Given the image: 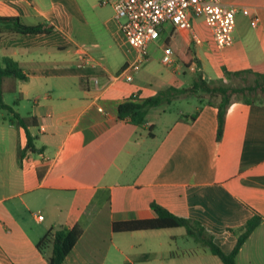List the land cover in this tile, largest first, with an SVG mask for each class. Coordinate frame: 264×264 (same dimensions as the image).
I'll use <instances>...</instances> for the list:
<instances>
[{"label": "crops", "instance_id": "1", "mask_svg": "<svg viewBox=\"0 0 264 264\" xmlns=\"http://www.w3.org/2000/svg\"><path fill=\"white\" fill-rule=\"evenodd\" d=\"M221 1L238 10L225 48L215 46L202 18H192L198 41L169 24L160 30L162 49H172L173 72L191 74L188 87L196 70L207 81L223 80L226 72L264 64V0ZM81 6L77 0H0L1 16L54 25L47 34L0 32V57H11L26 73L16 91L31 101L27 116L37 122L27 129L31 151L13 114L0 112V264H49L50 248L39 249L40 239L77 223L83 233L62 264H223L184 227L112 231L114 221L155 216L152 202L198 220L225 252L258 216L235 263L264 264V100H233L220 139L216 103H197L191 112L153 107L141 126L119 119L118 105L128 97L176 86L170 76L145 85L140 72L131 81L117 75L126 62L115 71L101 46L77 32L88 25ZM108 7L106 31L124 46ZM188 57L195 70L185 66Z\"/></svg>", "mask_w": 264, "mask_h": 264}, {"label": "trees", "instance_id": "2", "mask_svg": "<svg viewBox=\"0 0 264 264\" xmlns=\"http://www.w3.org/2000/svg\"><path fill=\"white\" fill-rule=\"evenodd\" d=\"M54 30V25L49 22H39L36 24L23 23L17 16H1L0 15V32L9 34H39L51 33ZM190 57L184 60L186 67L192 63ZM251 74L254 77V82L242 86H233L224 84L222 79L219 80H205L199 70L195 71L192 85L186 88L167 87L157 91L156 94L146 97L138 98L130 96L122 101L117 108V116L119 119H128L130 123L141 126L146 121V116L149 109L162 105H169L174 100L181 98L194 97L198 98L200 105L215 103L211 98L219 97L217 104V139L221 138L223 132V124L227 108L233 101L231 96L235 93H251L250 96H244L241 100L244 103L251 104L254 102H261L264 97L258 96L257 92L264 94V64L253 65L246 70L226 72V76L241 77L244 74ZM27 75L18 64L17 61L8 56L0 57V111L5 110L13 114L11 121L16 127H22L25 130L27 137V149L34 151L32 138L28 132L29 126L37 124L33 116H20L13 111L10 105H7L3 100L4 90H16V82L26 80ZM12 84L11 86H9ZM205 94L207 99H205ZM16 103V101H15ZM4 116V115H3ZM195 114L191 115L194 118ZM3 119H5L3 117ZM18 156H22V151L19 149ZM151 209L155 216L150 218H139L112 222L111 228L114 232L136 231L143 229H161L171 227H184L187 236L191 237L201 247L206 248L212 254L219 257L223 264H236V255L245 240L249 237L251 232L259 224L260 218L253 216L249 219L243 231L238 235L235 246L230 252H225L221 247L215 243L213 236L207 232L204 226L193 218L182 217L175 215L163 206L152 202ZM83 229L79 223L71 228H61L55 231H49L43 238L40 239L37 246L39 249L44 247L50 248L48 256L49 264H62L67 255L73 249L78 239L81 237Z\"/></svg>", "mask_w": 264, "mask_h": 264}, {"label": "built area", "instance_id": "3", "mask_svg": "<svg viewBox=\"0 0 264 264\" xmlns=\"http://www.w3.org/2000/svg\"><path fill=\"white\" fill-rule=\"evenodd\" d=\"M101 5L112 7V19L122 33L126 51L131 53L117 75L131 81L136 72L148 57V43L160 34L166 24L176 30L189 31L196 40L192 27V18H202L209 28L213 42L219 49L233 42V31L238 10L225 5L221 0H98ZM248 14L247 9H242ZM258 21L254 17L251 25ZM162 63L171 66L173 63L172 49L165 45ZM83 65V63H80ZM79 65V66H80ZM191 70L197 66L191 64ZM95 82L96 78L94 79ZM39 218L42 216L39 215Z\"/></svg>", "mask_w": 264, "mask_h": 264}, {"label": "rangeland", "instance_id": "4", "mask_svg": "<svg viewBox=\"0 0 264 264\" xmlns=\"http://www.w3.org/2000/svg\"><path fill=\"white\" fill-rule=\"evenodd\" d=\"M83 10L84 16L88 20V25L85 28H78L77 32L81 35V38L85 41L87 40H95L98 43L102 50L105 53V61L108 63L112 68H116L115 71L118 70L121 64L130 61V54L127 53L126 48L127 45L124 43V39L122 40L124 46H118L110 39L109 34L106 31L105 25L103 20L111 16V8L102 6L99 4L98 0H77ZM75 2V1H74ZM76 3V2H75ZM111 18V17H110ZM164 45V35L156 36L152 41H150L148 47V57L149 62L143 64L142 70L136 72L135 74L139 73L142 81L145 85H148L150 78L155 76L158 77H165L170 76V82L174 86L178 88L188 87L191 82V74L186 73L184 76L176 75L172 68L164 63H162V56H163V49L162 46ZM126 52V53H125ZM216 80V79H215ZM224 84H230L233 86H242L251 84L254 82V77L251 74H244L241 77H234V76H227L223 79ZM10 84L9 86H11ZM19 86V85H18ZM258 96L264 97V94L261 92H257ZM251 93H235L231 96L233 100L241 99L244 96H250ZM205 99H207V95L205 94ZM3 100L7 105H10L16 113H19L20 116H27L31 109V101L25 100L21 97L20 93L16 90H4L3 92ZM212 101L215 103L219 101V97L211 98ZM18 102V104L15 103ZM198 102V98L195 99L194 97L188 98H181L174 100L172 103L169 104L168 107L175 109V110H183L186 112H191L195 105ZM199 104V103H198ZM3 115H8L9 113L5 110H1ZM106 238V237H104ZM181 245H184L186 241L180 240ZM196 244V243H195ZM194 242L189 239V246H196Z\"/></svg>", "mask_w": 264, "mask_h": 264}]
</instances>
